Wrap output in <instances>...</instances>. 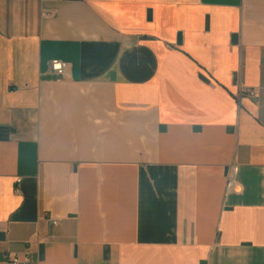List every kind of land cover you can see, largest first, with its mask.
I'll use <instances>...</instances> for the list:
<instances>
[{
  "label": "crops",
  "instance_id": "obj_1",
  "mask_svg": "<svg viewBox=\"0 0 264 264\" xmlns=\"http://www.w3.org/2000/svg\"><path fill=\"white\" fill-rule=\"evenodd\" d=\"M9 254L264 264V0H0Z\"/></svg>",
  "mask_w": 264,
  "mask_h": 264
},
{
  "label": "built area",
  "instance_id": "obj_2",
  "mask_svg": "<svg viewBox=\"0 0 264 264\" xmlns=\"http://www.w3.org/2000/svg\"><path fill=\"white\" fill-rule=\"evenodd\" d=\"M50 16V14L46 11H41L40 12V17L41 18H46ZM49 67H48V72L50 74L56 75V76H62L64 75L68 65L64 62H61L59 60H51L49 62ZM249 96L255 97V93L253 90H250L247 92ZM20 178H17L15 181V188L14 192L18 193L17 189V184L20 182ZM241 192L240 186L235 182L234 180V172L231 171L229 172L227 178H226V183H225V195L227 193H233V194H239ZM52 224H56V220L52 221ZM6 264H27V259L25 258L24 260H20L17 254H9Z\"/></svg>",
  "mask_w": 264,
  "mask_h": 264
}]
</instances>
